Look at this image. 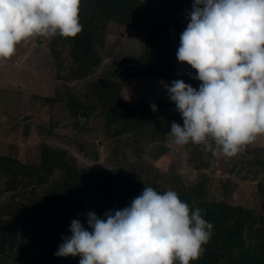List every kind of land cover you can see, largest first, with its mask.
<instances>
[{"label":"trees","instance_id":"16d2710c","mask_svg":"<svg viewBox=\"0 0 264 264\" xmlns=\"http://www.w3.org/2000/svg\"><path fill=\"white\" fill-rule=\"evenodd\" d=\"M192 3L193 0H81L82 31L71 39L59 35L50 38L48 54L43 58L49 66L54 64L56 78L62 81L52 98L42 100L47 107L58 104L65 112L63 126L69 135L54 131L58 123L52 119L50 109L48 120L39 118L36 112L42 121L32 119L37 136L42 138L35 147L36 160L0 155V264H79V256L54 255L62 237L71 235V221L78 219L86 226L88 212L103 217L107 211L130 206L144 186L161 192L174 190L190 210L200 208L202 217L213 224L212 238L203 246L199 259L190 264H264V213L208 199L203 194V180L192 188L183 187L179 185L180 173L165 172L154 165L171 151L166 135L171 123L183 126L175 104L158 96L128 101L119 95V83L135 78L170 84L179 79L198 89L199 81L177 75V48L172 49L175 45L169 35L176 34L180 43ZM110 25L123 33H137L141 51L127 52L122 44L114 51L104 47ZM125 53L130 55L128 59H124ZM152 104L156 105L155 112L150 108ZM38 108L45 109L40 105ZM164 111L168 117L162 130L157 119ZM24 127L23 137H28V125ZM85 135L91 140L85 142ZM56 138L64 146L48 142ZM101 139L110 165L122 166L129 148L141 153L139 159L148 161V167L138 172L130 163L128 166L133 168L126 175L113 166L94 169L78 165L65 147L73 145L89 160L98 161ZM198 146L186 145L188 161L201 169L207 167L210 151ZM262 169L264 154L247 164L243 179H256ZM225 183L222 189L227 193L230 182Z\"/></svg>","mask_w":264,"mask_h":264},{"label":"clouds","instance_id":"9594fccd","mask_svg":"<svg viewBox=\"0 0 264 264\" xmlns=\"http://www.w3.org/2000/svg\"><path fill=\"white\" fill-rule=\"evenodd\" d=\"M80 2L0 0V61L36 37L75 38L83 28ZM187 20L176 58L200 84L160 81L183 121H173L166 135L177 146L236 156L264 136V0H193ZM213 227L174 190L144 186L130 206L103 217L88 212L86 226L72 220L54 255L79 256V264H190Z\"/></svg>","mask_w":264,"mask_h":264},{"label":"rangeland","instance_id":"374dc122","mask_svg":"<svg viewBox=\"0 0 264 264\" xmlns=\"http://www.w3.org/2000/svg\"><path fill=\"white\" fill-rule=\"evenodd\" d=\"M122 31V29L118 30L110 25L107 28L104 47L109 46L114 51L119 44H122L127 52L141 51L137 33H123ZM169 35L172 45H175L172 49H178L180 43L177 35L172 32ZM49 40L50 38L44 37L33 38L27 43L17 45L16 53L11 59L0 61V155L36 160L37 148L35 150V147L42 139L37 136L34 128L35 121H32L34 119L42 123L41 119H37L36 112L40 116L39 118H47L46 120H48V115H50L48 109H50L52 119L58 123L54 131L61 136L69 135L68 128L63 126L66 123L65 112L58 104L52 108L47 107L48 105L42 100L52 98L62 81V79L56 78L57 72L53 68L54 64L49 66L43 58L48 54ZM129 56L128 53H125L123 57L128 59ZM176 72L178 76L195 77L196 75L195 70L189 65L180 64L178 61L176 62ZM64 73L63 71L61 75ZM149 79L135 78L120 82V97L128 101L151 100L155 99L156 96L168 99L167 93L160 83L161 80ZM162 81L170 85L169 82ZM59 91L61 90L59 89ZM39 105L45 109L38 108ZM163 113L162 117L157 119V126L162 130L166 128V118L168 117L167 112L164 111ZM24 124L28 125V137H23V131L27 128L24 127ZM90 140V137L84 136L85 142ZM48 142L64 146L57 138L55 140L50 139ZM103 145L104 142L101 139L98 161L89 160L82 153H79L73 145L65 144V147L75 156L78 165H85L94 169H110L113 166L126 175L130 173V169L133 167L139 172L145 170L149 165L148 161L139 159L141 153L132 149L129 150V148L127 158L122 166L110 165L106 162L108 150L101 147ZM170 147L171 151L159 158L154 165L165 172L180 173L179 185L182 183L183 187L192 188L195 183L203 180V194L208 196V199L225 200L231 205H241L258 214L264 213V169L258 173L256 179H243L247 164L256 162L257 158L261 159L264 154V136L258 137L236 156L230 158L219 152L210 151L208 165L201 169H196L188 161L189 149L186 145L177 146L170 142ZM257 148H261L259 152H250V150ZM130 163L133 164L131 168L128 166ZM226 181L230 182V187H228L227 193H224L222 187ZM223 194H226L227 198Z\"/></svg>","mask_w":264,"mask_h":264}]
</instances>
